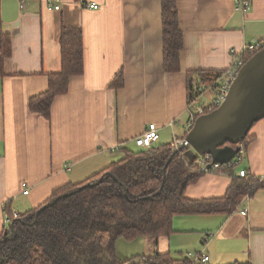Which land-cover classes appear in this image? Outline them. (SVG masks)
<instances>
[{
    "label": "crops",
    "instance_id": "0c3cea01",
    "mask_svg": "<svg viewBox=\"0 0 264 264\" xmlns=\"http://www.w3.org/2000/svg\"><path fill=\"white\" fill-rule=\"evenodd\" d=\"M248 1L250 9L243 10L236 0H176L180 71L165 73L161 0H25L23 8L19 0H0V35L11 41L0 77V235L7 211L35 208L54 190L121 159L123 149L137 150L134 140L148 124L158 128L155 146L181 141L193 114L187 72L226 71L232 52L264 39V0ZM62 27L82 30L83 73L53 100L47 120L30 111L29 100L47 90V74L61 69ZM249 136L236 174L264 177V119ZM230 183L226 174L206 173L184 196L221 198ZM172 229L155 249L146 240L145 256L180 260L198 252L208 257L206 264H264V189L230 214L176 216Z\"/></svg>",
    "mask_w": 264,
    "mask_h": 264
},
{
    "label": "trees",
    "instance_id": "16d2710c",
    "mask_svg": "<svg viewBox=\"0 0 264 264\" xmlns=\"http://www.w3.org/2000/svg\"><path fill=\"white\" fill-rule=\"evenodd\" d=\"M161 23L163 71L176 73L180 71L183 46L176 0H161ZM59 44L60 71L47 74V90L29 100L30 111L47 120L50 119L53 100L68 93L71 77L83 73L82 30L62 27ZM10 52V36L2 33L0 77L4 75V61ZM223 73L187 72L188 105L198 101L203 94L200 88L210 89ZM121 79L118 74L114 86L119 87ZM251 141L252 137L248 134L241 146L245 149ZM136 148L135 151L123 149L121 159L113 161L82 183L68 184L54 190L45 202L18 214L17 218H12L11 212L7 211L11 222L0 235V264H194L186 256L173 260L169 254L157 252L153 256H134L122 262L116 257L115 244L118 240L129 242L148 238L155 249L160 237L173 233L174 217L230 214L245 197L264 189V177H254L248 173L243 178L236 174V168H223L210 173L230 177L231 183L225 195L191 201L184 196L186 188L206 174L197 168L196 160L188 165L182 153H174L172 144ZM169 158L171 160L163 174ZM87 184L91 186L62 198L64 194ZM151 196L152 199H149ZM58 197L59 201L42 210L35 221L37 211ZM12 233L13 240L2 241L12 237Z\"/></svg>",
    "mask_w": 264,
    "mask_h": 264
},
{
    "label": "water",
    "instance_id": "95a60500",
    "mask_svg": "<svg viewBox=\"0 0 264 264\" xmlns=\"http://www.w3.org/2000/svg\"><path fill=\"white\" fill-rule=\"evenodd\" d=\"M263 119L264 48L255 53L240 68L220 106L195 119L193 126L186 133L174 153H182L188 165L192 164L198 156L203 155L211 157L212 165L227 164L238 154V145L247 137L252 126ZM227 143L232 146L226 145ZM170 160L171 158L164 166L163 174H165ZM89 186L91 185L79 187L71 193L64 194L62 198L69 197ZM59 199L60 197L52 200L38 210L35 221L42 210L53 206ZM149 199H152V196ZM13 239L12 233V237L2 241L6 242Z\"/></svg>",
    "mask_w": 264,
    "mask_h": 264
},
{
    "label": "built area",
    "instance_id": "2783aa9c",
    "mask_svg": "<svg viewBox=\"0 0 264 264\" xmlns=\"http://www.w3.org/2000/svg\"><path fill=\"white\" fill-rule=\"evenodd\" d=\"M24 1L25 0H19L20 8L24 7ZM236 5L238 8L243 10L250 9V4L248 0H236ZM46 6L48 8L54 7L55 9H57L56 5L46 4ZM90 6L92 9H97V6H95L94 4ZM263 48H264V39L259 42L253 41L251 43H245L242 46L240 52L238 53L232 52L234 58L232 60L231 67L228 70L224 71L223 75L212 85L210 89L206 90L204 88H200L201 91H203V94L206 92H210V90L215 91V96L212 97V99L207 105L203 107L195 108L196 111L193 112V114L191 115L190 122L186 126V132H188L191 129L195 119L198 116L207 114L220 106V104L224 101L228 93L232 81L235 79L240 68L245 64L246 59L248 57L251 58L255 53H257ZM157 139H158V128L155 124L151 123L146 126L145 130L142 132L140 136L135 138L134 144L138 148L147 149L150 148L157 141ZM180 143L181 141H174V143L172 144V148L177 149ZM238 147H239L238 154L227 164L221 166L217 164L212 165L211 157L209 155H203L197 157L196 166L200 171L205 173H210V171H215V170H222L223 168L226 169L238 168L244 156V148L241 146V144L238 145ZM209 166L210 168H208ZM247 175L248 172H246L245 170H240L238 172V176L240 177L245 178ZM24 189L25 190L23 191V194L27 195L28 190L25 187ZM239 213L242 216H246V210H242ZM11 217L17 218L18 214L16 212H11ZM11 217L8 214H6L4 219V223L6 226L10 224ZM208 237L206 236L207 239ZM186 258L190 259L194 264H206L209 260L205 254L198 252L187 253Z\"/></svg>",
    "mask_w": 264,
    "mask_h": 264
},
{
    "label": "rangeland",
    "instance_id": "374dc122",
    "mask_svg": "<svg viewBox=\"0 0 264 264\" xmlns=\"http://www.w3.org/2000/svg\"><path fill=\"white\" fill-rule=\"evenodd\" d=\"M215 96V91L210 90V92L204 93L198 101L193 103L192 107V112H195L196 107H203L207 105L212 97ZM136 150L135 148H132ZM173 150V148H172ZM237 170V169H236ZM146 240L149 242L151 241L150 239H141V240H135V241H125V240H118L115 244V252H116V257L118 260L124 262L127 260H130L134 256H139V255H148V245L146 244Z\"/></svg>",
    "mask_w": 264,
    "mask_h": 264
}]
</instances>
